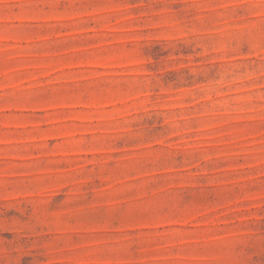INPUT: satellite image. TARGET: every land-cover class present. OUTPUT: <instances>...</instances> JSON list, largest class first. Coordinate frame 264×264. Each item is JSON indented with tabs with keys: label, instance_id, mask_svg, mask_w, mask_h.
Instances as JSON below:
<instances>
[{
	"label": "rangeland",
	"instance_id": "1",
	"mask_svg": "<svg viewBox=\"0 0 264 264\" xmlns=\"http://www.w3.org/2000/svg\"><path fill=\"white\" fill-rule=\"evenodd\" d=\"M0 264H264V0H0Z\"/></svg>",
	"mask_w": 264,
	"mask_h": 264
}]
</instances>
